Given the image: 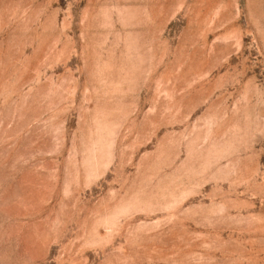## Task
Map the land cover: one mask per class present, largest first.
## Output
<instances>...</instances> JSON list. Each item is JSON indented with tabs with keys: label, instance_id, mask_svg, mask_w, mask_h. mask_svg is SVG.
I'll use <instances>...</instances> for the list:
<instances>
[{
	"label": "rangeland",
	"instance_id": "rangeland-1",
	"mask_svg": "<svg viewBox=\"0 0 264 264\" xmlns=\"http://www.w3.org/2000/svg\"><path fill=\"white\" fill-rule=\"evenodd\" d=\"M0 264H264V0H0Z\"/></svg>",
	"mask_w": 264,
	"mask_h": 264
}]
</instances>
